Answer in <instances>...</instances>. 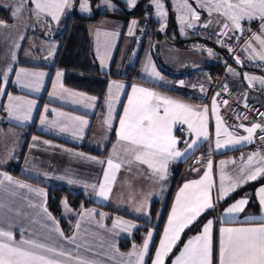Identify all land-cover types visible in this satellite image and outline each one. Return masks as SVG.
<instances>
[{"label": "crops", "instance_id": "0c3cea01", "mask_svg": "<svg viewBox=\"0 0 264 264\" xmlns=\"http://www.w3.org/2000/svg\"><path fill=\"white\" fill-rule=\"evenodd\" d=\"M0 1L2 2V0ZM0 6L8 7L12 16L10 22H5L8 25L11 35H5V39L8 41L6 51L7 56H4L6 59L5 63L2 66L0 64V69H2V71H0V88L4 89V94L0 95V160L5 161L4 163H0V173H7L14 181L30 185L32 189H43L45 193L44 196H41L38 192L30 191L28 188H23V191L21 189H16L21 188L19 184L9 181H5L4 184L0 186V204L4 205L3 208H0V222H2L4 227H7L8 223L14 224V227L11 230L13 231L15 240L19 241L23 234L26 239H36L40 242L54 246L62 245L65 250L71 251L75 248V245L60 237L59 232L56 231L58 228L63 232L64 237H70L75 233L77 236V244H87L91 250L85 253L84 250L81 249V255H86L88 258H91L93 254H98L99 257L96 260L99 261V264H127V259H124L123 261H113L112 252L116 251L118 241L121 238L129 236L127 235L130 234L128 233L129 231H124L122 227H119L118 230V227L114 228V230H105V228L101 226V220L103 218H107V216L111 218L108 226H112L114 221H116L117 218H120L124 221L132 219L134 221L133 223L138 227L141 224V220L148 218L150 203L153 200H156L161 202V208L158 210L155 220L153 221L154 224H157L162 212L163 203L168 199L170 192L172 182V178H169L171 174V164L186 160L202 145L204 151L208 154L207 162L209 160L212 161V177L216 186H218L220 182L221 170L224 171L226 177L235 178L239 173L240 168L246 162L249 154L257 151L264 153V144L255 146L258 129L256 133H254L253 142L251 143L242 142L240 144L228 145L219 149L215 147L216 120L211 111L213 97H208V85L203 83L197 85L194 82H191L190 78L192 74L184 79H174L161 72L154 61L151 52L153 49L152 43L149 38H145L143 23L138 21L136 16L124 20L120 17L103 15L89 27L94 63L99 74L113 73L118 75L108 77L101 103L102 110L99 111L97 96L64 84L65 70L56 66L55 63L58 43L51 40L48 35L41 36L42 41H46L49 44L52 43L51 48L48 49L47 43L45 42L47 49L46 53H51V61L45 63L42 60V55L45 54V51H42L38 46L32 47L30 45L27 47L30 34L32 33L27 18L21 16L20 19H17L12 15L13 10L10 9L12 8L11 6H7L4 3H0ZM124 7L125 9L130 8L129 5L125 3ZM20 13L22 12L20 11ZM133 20L137 21V24L133 29V34L129 35V27ZM157 21L160 23L159 26H163L159 20ZM247 26H245L244 29H246ZM2 28L3 26L0 25V30ZM97 28L102 31L118 33L114 39L113 47L105 58L103 66L96 50L95 31ZM212 28L221 31L222 27ZM259 31L256 33H259ZM187 32L186 35L190 34L189 29H187ZM252 35L253 34H251V36ZM21 36H24L25 38L21 40ZM33 42H38V39ZM252 43L254 47L259 50L257 42L253 41ZM245 47L246 45L244 44V50ZM194 49L195 48L190 47H179L167 39H162L159 42V56L170 70L181 69L183 66L192 62L191 58L193 56L199 61V66L205 63H215L216 59H218L216 54L211 55L209 58L203 56L198 50ZM245 51L247 55L250 56V51ZM13 56L15 59H13ZM149 58L151 60L150 65L148 63ZM152 66H154L155 70L159 72V78L151 75ZM130 68H133V76H131L132 71H128ZM8 69H11V71H8ZM21 69H25L27 72L45 73L39 91L25 87V84L33 83L35 81L34 77L21 75L20 81H17V73H19ZM198 70L199 75L205 74L200 68H198ZM58 71L62 72L63 75L57 82L56 74ZM5 72H7V80L4 79L3 74ZM113 81L123 83L124 88L118 94L115 87L112 88L114 94V111L112 114L111 128H108L103 121L108 114L106 99L109 87ZM180 81H183L184 83L180 84ZM54 84H62L64 88L69 89L72 92L83 93L87 97H96L97 99L94 102H91L93 105L92 107L85 106V103H88L87 101H85V103H73L72 101L74 98L62 94L58 86L54 89ZM132 85L151 89L183 103L197 106L198 108L208 106L209 137L201 138L195 146L188 149L184 156L170 161L168 178L164 183L157 182L156 179L151 176L150 169H148L146 165L135 161L131 164L122 163L121 168L115 172V180L112 183V190L108 197H100L96 195V192L99 190V183L103 180V172L104 169L107 168V159L111 156L114 163H121L124 160H132L133 158L131 152H125L127 145L119 143L116 135V132L119 129V117L123 115V109L127 104V96L131 93ZM202 87L204 91H201ZM247 87V94H245L246 90L241 92L242 89L240 88H238V93L241 96H251L255 90L251 89V86ZM54 92V95H50ZM9 95L13 97H24L26 100L36 101V105L31 113V119L27 121H17L9 115L6 111L9 104ZM117 95L118 98H115ZM188 95L194 96L198 100L184 97ZM259 95L260 94H256L257 97L261 96ZM45 106L48 108L47 112H45ZM52 109H56L59 112L69 113L72 116L82 117L89 123L83 126L82 132L77 136H74L71 132H61L59 129L53 128L48 124H41V115H46L48 120L57 118L56 112H53ZM223 122L228 130L232 132L224 120ZM253 123L254 122L249 121L243 123V125L245 127H250ZM29 126L34 127L36 132L32 133L28 138L27 147L19 167L21 175L11 174L4 169V166L14 155V152L20 144L22 134L25 135V133L28 132L25 128H28ZM177 126L179 125H176L173 128V134L176 137L177 134L175 131ZM181 127L182 131L186 134L187 140L183 146H179L178 143L177 148L183 152L186 148V144L191 143V141L195 139V135L187 131V125ZM241 129L242 133L236 135H247L244 128ZM33 137H36L37 139L33 140ZM4 141L7 143L9 150L2 153L1 150L3 149ZM45 141L48 143H45ZM82 144L86 147L93 148L95 151H98V153L80 148L79 146ZM227 151H232V153L218 155ZM99 161H104V163H99ZM221 161H225V163L222 165ZM254 166L255 165L252 167ZM205 169L206 167L200 169V171L196 173H188L185 170V173L183 172V177L182 173L180 174V181L171 192L169 205L157 239L155 240L156 228L154 225L149 227L144 236L145 238L150 230L153 232L152 240L149 243V249L153 246L152 252L150 255L148 253L145 256L144 264H152V260L155 258V252L159 246V241L163 236V231L167 225L168 216L171 212L177 192L185 182L199 179L203 176ZM251 170V167L246 169V171ZM2 178L3 177L0 176V179ZM263 179L264 178H260L258 180L261 181ZM69 180L74 182L69 183ZM253 182L246 183L243 186L245 187ZM93 184L97 185L96 189L91 187ZM49 185L55 187L64 186L70 192L82 193L85 197L93 200L95 203L101 206H106L112 210H107L96 205H91L77 211L70 207L69 211L72 215L67 218L70 220V230L69 233L65 234L57 219L46 207V187ZM262 185H264V181L255 185L254 188H243L236 197H233L229 201H226V198L217 203L215 207V210H217L216 215L208 217L203 221L196 233L189 235L182 240L183 233L181 234L180 241L174 246L173 252L165 258V264H171V260L174 258L173 254L178 255L179 251L183 248L184 243H186L190 237L200 234L203 230V225L209 219L214 221L212 229L214 249L213 264H216L219 228L221 226H246L243 223L245 216H259L261 214V209L258 203V198L253 195V193ZM216 186L212 189L213 196L216 194ZM246 194L250 198L249 204L245 207L243 212L237 214L236 220H230L229 216L224 213V210L236 200L245 197ZM33 196L37 198H33ZM142 204L147 205L146 210L139 212L135 211V209ZM45 208L47 209V212L44 211ZM89 210L95 211L92 212L91 215H88L87 213ZM48 213L51 214V218H49ZM101 213L104 215L101 216ZM77 224H79L78 230L76 228ZM135 228H132L131 230H134ZM130 250H132V247L125 251L128 253ZM73 254L75 255L76 253L74 252Z\"/></svg>", "mask_w": 264, "mask_h": 264}, {"label": "snow or ice", "instance_id": "6c2138e0", "mask_svg": "<svg viewBox=\"0 0 264 264\" xmlns=\"http://www.w3.org/2000/svg\"><path fill=\"white\" fill-rule=\"evenodd\" d=\"M126 2L129 7H134L137 0H126ZM25 3H32L34 5V8L29 11L37 19L44 17L46 20L50 18L51 21L55 22H59L66 11L74 7V0H20L21 7L14 9L12 13L13 17H18ZM177 3L181 9H185L187 12V19L185 16L178 17L181 23V32L183 33L185 27L192 28L195 26V22L199 21V13L188 0H177ZM197 3L200 8L206 9L210 16L212 13H216L224 18L225 22L222 25L221 35H227L229 30L233 32L239 30L242 33L245 31L242 28V21H261L259 33H253L250 40L245 42V50L250 51V59L258 58L264 61V0H197ZM104 4L108 8L115 9V5L111 3V0H104ZM152 4L157 10V15L161 18L166 17L167 13L162 0H152ZM79 8L82 12L91 11L89 0H81ZM209 23L211 21L204 24L203 27H208ZM136 24L137 21L135 20L131 22L129 35L133 34ZM0 25H4V22L0 21ZM117 35V32L102 31L99 28L95 31L96 50L102 66L104 65L106 56L114 45V39ZM24 38V36L20 37L21 40ZM253 41L257 42L259 50L253 46ZM219 42L223 43V41ZM229 51H232V49L230 48ZM208 53L210 56L214 54L211 49H208ZM13 59H15L14 56ZM236 61L237 63H242L239 57H236ZM148 63L149 65L151 64L150 58ZM8 71H11V69H8ZM229 71L234 72L232 69H229ZM3 75L4 79L7 80V72ZM21 75L34 77L35 81L25 84V87L39 91L45 73L27 72L25 69H21L17 73V81H20ZM56 75L58 82L63 73L58 71ZM151 75L160 77L159 72L155 70L154 66L151 67ZM244 78L249 84L255 80H259L264 85V78L249 76L247 73H245ZM183 83V81H180V84ZM57 86L62 94L74 98L73 103H85L87 101L88 103H85V106L92 107L91 102L97 99L96 97H87L83 93L72 92L64 88L62 84H54V89ZM113 87H115L118 94L123 90L124 84L113 81L109 87L106 99L108 114L103 121L108 128H111L114 111ZM201 91H204L203 87ZM2 94H4V89L0 88V95ZM54 94L55 92L50 95ZM217 96H219V93L213 97L211 108L216 120L215 147L217 149L242 142L251 143L257 129L264 132V126L259 123H253L250 127H245L241 124L240 127L244 128L247 133L244 136H237L234 132H230L222 118L218 115ZM115 98H118V95ZM8 99L9 104L6 111L12 118L17 121L31 119V113L36 105V101L11 95L8 96ZM224 103L227 104V101H224ZM245 107H247V103H245ZM47 111L48 108L45 106V112ZM52 111L56 112V119L48 120L46 115H41L40 122L41 124H48L53 128H57L61 132H71L74 136H77L82 132L83 126L89 123L79 116H72L69 113L59 112L56 109H52ZM260 115L264 117V113H260ZM208 116V106L198 108L151 89L132 85L131 93L127 96V104L123 109V115L119 117V129L116 135L119 143L127 145L125 152H131L133 158L132 160H124L121 163H114L110 156L106 161L107 168L104 169L103 180L98 185L99 190L96 192V195L104 198L108 197L112 190V183L115 180V172L121 168L122 163L131 164L135 161L146 165L150 169L151 176L157 182H166L170 161L184 156L188 149L195 146L201 138L209 137ZM176 125H187V131L195 135V139L191 143L186 144L183 152L178 150L177 144L179 140L173 134V128ZM36 139V137H33V140ZM260 139L264 141V135ZM45 143L48 142L45 141ZM4 162L0 160V163ZM99 163H104V161H99ZM224 163L225 161H221L222 165ZM253 165L255 166L252 167ZM250 167L252 170L246 171ZM212 168V161L209 160L203 176L199 179L185 182L177 192L152 264H165V258L173 252L174 246L180 241L181 234L185 229H189L197 223L202 214L214 210L217 203L228 198L244 184L264 178V153L257 151L249 154L235 178L226 177L224 171L221 170L218 186L215 185V181L213 180ZM193 171L199 172L200 170L193 169ZM0 176L3 177L0 179V186L5 181H9L19 184L21 188H28L30 191L38 192L41 196L45 195L43 189H32L30 185L14 181L7 173H0ZM73 182L69 180V183ZM214 186H216L215 196L212 194ZM91 187L96 189L97 185L93 184ZM253 195L258 198L261 214L259 216H245L243 223L246 226H221L219 228L216 264H264V185L257 188ZM249 202L250 198L246 194L245 197L236 200L226 208L224 213L229 216L230 220L234 221L237 214L243 212ZM62 203L67 207V200H64ZM3 207L4 205L0 204V208ZM146 207V204H142L135 211H145ZM44 211L47 212V209L45 208ZM94 211L89 210L87 214L91 215ZM100 215L103 216L104 214L101 213ZM48 216L51 218L50 213H48ZM213 225L214 221L212 219L207 220L203 225L202 232L190 237L184 243L178 255L173 254L174 258L171 260V264H213ZM13 227L14 224L12 223H8L7 227H4L2 222H0V264H99V261L80 254L81 249L85 253L91 249L86 243L77 244L75 233L70 237H64L63 232L58 228L56 229L60 237L75 245L74 249L68 251L62 245L54 246L36 239H26L23 234L21 235V239L17 241L11 230ZM113 227H122L124 231H130L137 226L130 221L117 218L114 221ZM76 228L77 230L79 229V224L76 225ZM152 237L153 232L150 230L144 238L142 245H133L131 252L120 254L122 257L126 256L128 258L127 264H144V258L149 253V243ZM74 252L76 253L75 255L73 254Z\"/></svg>", "mask_w": 264, "mask_h": 264}, {"label": "trees", "instance_id": "16d2710c", "mask_svg": "<svg viewBox=\"0 0 264 264\" xmlns=\"http://www.w3.org/2000/svg\"><path fill=\"white\" fill-rule=\"evenodd\" d=\"M148 0H137L136 9L133 13H128L124 9V3L120 2L121 8L118 10H113V11H108V10H102V11H96L92 15H79L76 13V7H74V13L71 16L66 15L65 17L61 18L59 22H53L50 25V28H56L54 30V33H49L47 34L51 40L56 41L58 43V50L56 54V66L63 68L65 70L64 72V84L81 90L83 92L92 94L94 96L98 97V108L99 111L102 110V99L103 95L105 92V86L108 80L109 76H118L113 73L109 74H99L97 67L95 66L94 63V57H93V52H92V42L89 36V27L101 16L107 15V16H112V17H120L124 20H127L130 17L136 16L141 23H143L145 20L148 22V26L146 28L145 32V38H149V40L152 43L153 46V53L155 56L156 62L159 61L158 55H159V42L162 39H167L171 43L179 46V47H190L195 40H201L206 43H209L213 45L217 49L216 56L218 59H216L215 63H205L200 65L197 68H200L205 72V74H202L203 76H206L207 79H205L206 85L210 83L216 76L221 75V81L220 85L223 87H228L225 84V80L227 81L230 80V78H227L226 76V71L224 73H221L220 70L222 69L224 65V60L226 59V52L220 48L214 41L210 40L207 37L204 36H198V35H191L188 34L186 36H171L169 34L170 28H172L175 23L174 19L171 17L170 21L168 22V27L166 26L161 27L159 26L160 23L151 18L147 17L143 12H142V7L145 4H148ZM77 3V2H76ZM0 20L10 22L12 20V16L10 14L9 8H5L0 6ZM232 66V65H231ZM235 67V66H233ZM237 71H241L242 69H249L252 71H257L260 72L261 74L264 75V69L260 68H253L249 66H243V67H235ZM128 71H132L133 76V68L128 69ZM160 71L163 72L164 74L168 75L171 78L174 79H184L190 76V74H195L197 73V70L189 69L188 67H182L181 69L178 70H170L167 67H160ZM209 80V82L207 81ZM213 83V86H214ZM231 83L234 85H238L240 87L241 92H245V94L248 93V87L245 84H242L239 82L238 79L234 78L231 80ZM201 84V83H200ZM208 89L209 95L208 97L211 98V96L214 94V88ZM229 88V87H228ZM13 89V88H12ZM233 90V88H230ZM239 94V93H238ZM256 94L258 95V92H254L251 96L248 97L249 99H252L258 103L261 104V106L264 108V97L260 96L257 97ZM240 95V94H239ZM241 96V95H240ZM190 99L198 100L196 97L188 95L184 96ZM28 130V132L22 134L20 144L16 151L14 152V155L12 158L6 163L4 166V169H6L8 172L14 175H21L19 172V167L20 163L22 160V157L24 155V152L27 147V141L29 136L36 132L35 128L32 126H29L28 128H25ZM176 134L179 139V146H183L187 140L186 134L182 131V127L179 125L177 126L176 129ZM260 146V145H259ZM82 149L93 151L98 153V151H95L93 148L86 147L85 145L79 146ZM204 151L203 145L200 146L197 151ZM193 152V153H194ZM205 152V151H204ZM192 153V154H193ZM232 153V151H227L220 153L218 155H227ZM191 154V155H192ZM190 155V156H191ZM190 156L182 161V162H175L172 163L170 166V176L172 178L171 186H170V192L168 199L163 203L162 206V212L160 215V218L157 221V224H154L153 221L155 220V216L161 208V202L153 200L150 203L149 207V217L150 220H141V225H139L137 228L134 229L132 235L130 238H121L119 240V247L122 250H127L132 246V244H140L143 241V238L149 229L150 226L154 225L156 228V235H155V240L158 237L159 231L161 229L163 220L165 218V214L169 205V199L171 196V192L174 189V187L179 183L180 181V174L185 171L186 164L190 158ZM264 181L263 180H257L251 184H248L247 186H243L242 188H239L236 192H234L229 198H227L226 201L231 200L233 197H236L243 188H254L255 185L258 183ZM47 196H46V207L48 211L57 219L59 225L61 226V229L64 230L65 234L69 233L70 230V220L65 219L61 216V202L62 200H67V204L69 207L74 209L75 211L80 210L82 208L89 207L91 205H96V206H101L97 203H95L93 200L85 197L82 193H73L70 192L66 187L60 186V187H55V186H47ZM107 210H112L106 206H101ZM217 213V210H211L208 211L206 214H202V216L199 218L198 222L195 223L193 226H191L189 229H186L183 234H182V239L185 237L192 235L196 233L202 222L205 221L208 217L215 216ZM109 218V216H107ZM153 248V246H152ZM152 248H150L149 255L152 252Z\"/></svg>", "mask_w": 264, "mask_h": 264}, {"label": "rangeland", "instance_id": "374dc122", "mask_svg": "<svg viewBox=\"0 0 264 264\" xmlns=\"http://www.w3.org/2000/svg\"><path fill=\"white\" fill-rule=\"evenodd\" d=\"M119 1H121V2H123V3H125V4L128 5V3L126 2V0H111V3L113 5H115V9H117V10L119 8H121ZM80 2H81V0H74V7H76V9H75L76 10V13L79 14V15H92L96 11H102V10L113 11L114 10V9L108 8L104 4V0H89V4H90L91 11H89V12H82V11H80V8H79ZM147 2H148V4H145L142 7V12L147 17H151V18H153L155 20H159L161 22V24L163 25L161 27L166 26V28H167L168 27V22L170 21V18L172 17L174 19L175 25L172 28L168 29L169 30V34L171 36L172 35L173 36H182V35H186L188 33L187 32V29H190V28H187V27L184 28L183 33L181 32V23H180V20L178 19V17L185 16V18L187 19V12H186L185 9H181L179 7V5L177 3V0H162V2L164 4V7H165V11L167 13L166 17H164V18H161L159 15H157V10H156L155 6L152 4V0H148ZM188 2L199 13V21L198 22H195V25H197V24H203L204 25V24L208 23L209 21H211V23L208 24V27L210 29H213L214 30V28H212V27H218V28L222 27L223 23L225 22L224 21V18L222 16H220V15H218L216 13H212V15L210 16L209 13H208V11L206 9H202V8L199 7V5L197 3V0H188ZM0 3H4L7 6H11L12 8H10V9L13 10V11L16 8L21 7L20 0H2V2L0 1ZM74 7L71 8V9H68L66 11V13L61 18L65 17L66 15L71 16L74 13ZM5 8H8V7H5ZM33 8H34V5L32 3H25L24 6L22 7V10H21L22 13L19 12L18 17H16V18L17 19L18 18L20 19L21 16H25L27 18V20L29 22V26H30V31L32 32L30 34V39H29V41L27 43V47L30 46V45L32 47L38 46L42 51H45V54L42 55V60L45 63H48L49 61H51V55H50L49 52L46 53V50H47L46 49V44H45L46 41L45 42L42 41L41 36L42 35H47L49 33H54V30H56V28H50V25L53 22H55V21H51L50 18H48V20H46L44 17H41L40 19H37V17L29 11L30 9H33ZM130 8H132V7H130ZM80 13H84V14H80ZM111 20H113V19H111ZM0 21H3V20H0ZM138 21H140V20L138 19ZM256 21L257 20H253L252 22L242 21V28L244 29L245 26H247L249 23H253V22H256ZM5 22L6 21H4V25H2L3 28L0 30V64H1V66L6 61V59L4 58V56H7L6 55V51H7V47H8V41L5 39V35H7V36L8 35H11V33L9 31V28H8V25ZM111 22H114V21H111ZM210 26H212V27H210ZM230 28H231V25H230ZM247 29L248 28H246L245 30H247ZM259 30H260V26L258 28V31ZM236 31H239V30H236ZM258 31H256V32H258ZM230 32H233V31H230L229 30V32H227V33H230ZM239 32H241V31H239ZM256 32H254V33H256ZM36 37L38 39V42L34 43L33 42L34 40L37 41ZM219 41H221V40L218 39V40H215L214 42L220 48H222V43H220ZM51 46H52V43H50V44L47 43L48 49L51 48ZM190 48H195L194 50H198V52H200L203 56L209 57V58H210V55L208 53V49H211L214 54L217 53V49L213 45H211L209 43H206L204 41H201V40H195L194 43L190 46ZM151 52H152L154 61L156 62L154 53H153V51H151ZM158 58H159V61L156 62V65H157L158 69L160 70V67H167V65L164 63V61L161 59V57L159 55H158ZM191 61L192 62L188 63L185 66L188 67L189 69H193V70L195 69V70H197L196 71L197 73L192 74V76H191L192 79L190 78V81L191 82H194L197 85L200 84V83H203L204 84L205 83V80L204 79H207V77H206L207 75L205 77H203L202 74L199 75V73H198L199 70L197 68L199 66V61L196 60V57L194 58V56H193L191 58ZM225 61H226V59L224 60V65H223L222 69L220 70V72L221 73H224L226 71L227 78H230V80H228V79H227V81L225 80V84L229 88H233V90L238 93V91H239L238 88H240V87H238L237 85H234L233 83H231V80H233L234 78H236V79L239 80L240 83L245 84L246 86H249V87L251 86V89H254L262 97H264V85H262L259 80H255L251 84H249V82L244 78L245 73H247L249 76L264 78V75L263 74H261L260 72H257V71L249 70V69H242L241 71H239V70L237 71V69L235 67L226 65L225 64ZM185 66H183V67H185ZM229 69L234 70V72L233 71H229ZM0 71H2V69H0ZM207 81L209 82V80H207ZM213 83H214V79L212 81H210V83L208 84V89L210 88V86L212 88ZM211 97H214V94ZM5 141L3 143V145H4L3 146V149L1 150L2 153L7 152L9 150L8 145H7V143ZM183 172H182V177L184 176ZM16 189H21L22 191L24 190L23 188H16ZM33 198H37V197L33 196ZM63 201H64V199L62 200V202ZM62 202H61V208H62L61 216L64 217L67 220V218L70 215H72V213L69 211L70 210L69 209L70 208L69 205L67 204V207H65ZM110 219L111 218L109 217V218H103L101 220L102 221L101 222V226L104 227L105 230H111V229L114 230L113 225L112 226L111 225L108 226V224L110 223ZM144 220H150V217L148 216V218H145ZM127 221H130L132 223L134 222L132 219H128ZM118 229H119V227L117 228V230ZM133 231L134 230H130L128 232L130 234H127L129 236H126L125 238H130V236L132 235ZM142 242L140 244H138L137 246H140L142 244ZM118 243H119V241H118ZM133 245H136V244H132V246H130V248L132 247V249H133ZM131 251L132 250H130L129 252H131ZM121 253H126V251L125 250H122L119 247V245H118L116 251H113L112 252V259H113V261H123L124 259H127L128 260V258L126 256L125 257H122L120 255ZM98 257H99L98 254H93L91 256V258L92 259H95V260Z\"/></svg>", "mask_w": 264, "mask_h": 264}, {"label": "built area", "instance_id": "2783aa9c", "mask_svg": "<svg viewBox=\"0 0 264 264\" xmlns=\"http://www.w3.org/2000/svg\"><path fill=\"white\" fill-rule=\"evenodd\" d=\"M261 24V21L257 20L256 22L250 23L248 29L242 33L239 31L227 33V35H221V31L210 29L209 27H203V24H197L194 27L189 29L191 35L204 36L209 38L212 41L220 39L223 41L222 49L226 52V61L225 64L235 67L249 66L253 68H262L264 69V61L259 59H250L244 50V44L249 39L252 33L258 31V28ZM148 22L145 20L143 22V30L146 32ZM232 51H229V49ZM236 57H239L242 63H237ZM221 75L216 76L214 83V96L219 93V96L216 97L219 115L229 126L230 130L235 134H241L242 129L241 124L245 122H254L259 123L264 126V117H261L260 113H264V108L260 103L249 99L244 96H240L234 90H231L228 87H223L220 85ZM227 101V104L224 103ZM247 103V107H245ZM246 117V118H245ZM264 135V132H261L260 129L257 131L256 135V145L259 146L264 144V141L260 137ZM207 156L208 154L204 151L194 152L185 167V170L188 173H196L193 169H203L207 166ZM197 161H199L197 163Z\"/></svg>", "mask_w": 264, "mask_h": 264}, {"label": "water", "instance_id": "95a60500", "mask_svg": "<svg viewBox=\"0 0 264 264\" xmlns=\"http://www.w3.org/2000/svg\"><path fill=\"white\" fill-rule=\"evenodd\" d=\"M139 3H140V2H138L137 4H139ZM137 4H136L134 7H132V8L125 9V7H124V9H125L128 13L131 14V13H133V12L135 11Z\"/></svg>", "mask_w": 264, "mask_h": 264}]
</instances>
